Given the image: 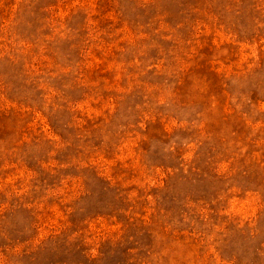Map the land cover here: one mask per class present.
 <instances>
[{
  "label": "rangeland",
  "instance_id": "obj_1",
  "mask_svg": "<svg viewBox=\"0 0 264 264\" xmlns=\"http://www.w3.org/2000/svg\"><path fill=\"white\" fill-rule=\"evenodd\" d=\"M0 264H264V0H0Z\"/></svg>",
  "mask_w": 264,
  "mask_h": 264
}]
</instances>
